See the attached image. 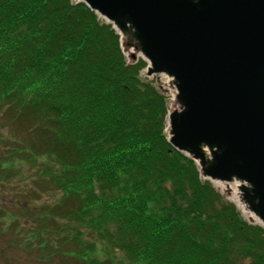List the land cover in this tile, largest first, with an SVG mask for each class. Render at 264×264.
<instances>
[{"label":"trees","instance_id":"trees-1","mask_svg":"<svg viewBox=\"0 0 264 264\" xmlns=\"http://www.w3.org/2000/svg\"><path fill=\"white\" fill-rule=\"evenodd\" d=\"M122 51L83 3L0 0V119L23 143L11 159L39 174L31 203L61 193L26 212L22 242L79 264H264V228L171 147L167 97Z\"/></svg>","mask_w":264,"mask_h":264},{"label":"water","instance_id":"water-1","mask_svg":"<svg viewBox=\"0 0 264 264\" xmlns=\"http://www.w3.org/2000/svg\"><path fill=\"white\" fill-rule=\"evenodd\" d=\"M174 90L168 143L264 225V0H76Z\"/></svg>","mask_w":264,"mask_h":264},{"label":"rangeland","instance_id":"rangeland-1","mask_svg":"<svg viewBox=\"0 0 264 264\" xmlns=\"http://www.w3.org/2000/svg\"><path fill=\"white\" fill-rule=\"evenodd\" d=\"M72 1L77 3L76 0ZM98 18L104 21L100 16H98ZM123 54L127 61H132L128 57V52H123ZM136 58L141 59L139 55H137ZM140 75L142 79L153 81L154 85L160 90V92L167 97L168 114L175 109L176 103L174 101V90L166 84V79L163 76L153 75L147 77L146 68L141 71ZM5 121V119H0V264H79V262L76 261V258L68 256L66 253L52 256H50V254L42 255L36 251L39 249L38 247H30L31 244L35 242L33 239L27 241V243L22 242L23 237H26V235L21 228L27 231L29 230L28 216L26 212L35 213L42 204H53L60 197L61 193L57 190V186L53 185L50 187L47 196H42L40 201L30 202L28 195L31 191H34L35 194L38 195L41 194L40 187H42V185L40 183H34L35 180L36 182H40L37 179L39 174L38 172L36 173V171H32V173L29 172L30 170L26 168V165L24 164L20 163L22 165L20 167L17 163L12 162V152L13 156H15V153L19 154L21 152L18 148L21 147L19 144L22 143V137L19 136L17 139L14 138L19 134L17 123L11 122L8 127H4L6 124ZM166 129L165 134L168 137ZM15 172H18L17 177L14 175L16 174ZM200 178L202 180H208L201 176ZM208 181L225 201L236 207L243 220L249 224L259 225L264 228V225H262L252 214L245 211L241 203L238 201L237 183ZM25 204L27 205L25 206ZM6 214L15 216L14 221L11 222L10 216L8 217ZM19 223L22 224V227L17 229ZM73 248V243H68L64 245L61 250L66 251L72 250ZM99 257L103 258L104 256L99 255Z\"/></svg>","mask_w":264,"mask_h":264}]
</instances>
